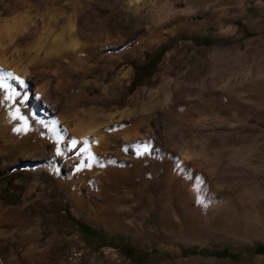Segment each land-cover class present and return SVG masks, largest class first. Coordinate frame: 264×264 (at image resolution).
Segmentation results:
<instances>
[{
    "label": "rangeland",
    "instance_id": "1",
    "mask_svg": "<svg viewBox=\"0 0 264 264\" xmlns=\"http://www.w3.org/2000/svg\"><path fill=\"white\" fill-rule=\"evenodd\" d=\"M75 1L0 0V27L9 25L7 19L16 27L36 24L37 35L53 27L47 46L57 34L68 38L70 19L86 25L100 11L111 24L118 17L120 25L118 44L99 54L85 44L70 81L47 72L31 84L25 102L20 96L17 102L29 111L46 92L50 105L41 106L48 117L66 120L74 135L68 140L80 135V118L86 132L104 128L111 148L104 155L96 149L91 160L79 139L62 157L52 138L46 149L38 139L29 152L17 153L8 149L12 122L3 125L0 202L8 214L0 213V264H264V252L256 251L264 243V0H151L153 24L151 2L141 0L147 5L141 6L142 26L135 27L126 12L131 0ZM166 1L174 7L160 8ZM163 13L168 19L159 25ZM148 31L155 32L151 46L125 44L131 34L143 38ZM22 42L17 63L27 62L34 35ZM111 61L118 64L105 76ZM199 70L217 75L215 85L187 94L185 86L198 83L192 77ZM118 75L122 84L113 102L103 91ZM193 100L204 105L201 111ZM181 106L188 108L187 121H176ZM138 116L143 120L136 139L131 131ZM121 143L128 144L126 150ZM133 143L141 147L137 155ZM158 147L211 176L237 204L239 217L222 208L205 222L178 203L165 205L156 172L140 171L158 157ZM72 181L81 195L73 192ZM139 181L152 184L151 190L142 194Z\"/></svg>",
    "mask_w": 264,
    "mask_h": 264
},
{
    "label": "bare ground",
    "instance_id": "2",
    "mask_svg": "<svg viewBox=\"0 0 264 264\" xmlns=\"http://www.w3.org/2000/svg\"><path fill=\"white\" fill-rule=\"evenodd\" d=\"M79 1L80 0L75 1V4L76 5L78 4V6L81 4ZM87 1H88L87 3L90 4L91 0H87ZM139 1L141 0H131L133 5L128 3L127 5L128 10H126V12H128L129 14H132L131 17L134 22V27L142 26V23H141L142 20H140L139 18L140 16H142L143 14L142 12L144 11L141 8V6L145 5L146 7L147 5L145 1H141V2ZM148 1L151 2V4L147 6V13L149 14L148 20L150 23L153 24V19L150 17L151 15L150 11L152 10L150 8L152 7L153 3L151 0H147V2ZM203 4H197V6L202 7ZM161 5L162 6H160V8L172 9L174 7V4H171L168 1L161 2ZM74 13H76L75 16H77V11ZM131 17H128L127 21ZM70 18L72 17L70 16ZM167 19H166L165 13H163V17L160 19V21H157V19H154V20L157 21V24L162 25L165 22H167L166 21ZM7 20L9 21L8 22L9 25L0 27V70H3L2 72H0V76H3V80L0 82H3L6 85H8L7 88L0 90V129L3 127L4 124H8L9 122H12L13 124V127H14L13 141L14 142L10 144V146H8L10 147L8 148L9 151L16 150L17 153L18 152L23 153L24 151L27 152L28 150L32 149L33 147L32 144H34V146L36 143L38 144L37 142L38 139L42 141L41 148L46 149L49 145H51V141L54 140L55 142L54 149H55V152L57 153L56 155H59V156L62 155V157H65V156H68L67 155L68 150H70L72 147V141L73 140L78 141L79 139H82L85 143L84 147H87L89 149V152H87V154L89 155L91 160L92 158H94L96 149H98V151L100 150L101 153L103 152L102 153L103 155L108 153V150L111 148V146L106 141L107 139H105L106 132L104 128H98L96 131L91 130L89 131L91 133L90 134L88 131L87 132L85 131L82 123L80 122L81 121L80 118L79 120L75 119L77 120L76 124L78 127L77 128L78 133L80 135L78 136L76 135L74 139L72 138L71 140H68L69 137L71 138L74 135L70 133L72 131L70 132L68 131L66 120L61 119L59 121V119L57 120L53 118L52 116L48 117L49 116L48 112L45 109H43L41 106L43 101H45L48 104V106L50 105L49 96L46 94V92L40 93L41 97L38 95V97L36 98L40 103L33 101V99L35 98H31L35 106L32 108L29 107V111H27V109L24 106H22L19 102H17V100L22 99L20 101L25 102L28 95H30L29 93L31 90V84L37 83L39 80L43 79L47 72L54 71L61 78L65 79L66 81H70L72 78V75H71L72 65L75 64L76 61L81 62L80 58L82 57L78 59L79 55L85 57V52L81 50L83 47H86L85 44L90 43V45L93 46L91 54H95L96 52L98 53L99 50H101V48L105 49L106 47H109L110 43L118 44L119 42L118 26H120L118 17L115 20L113 19L114 21L111 24L109 20L107 19V17H105L104 15L101 14L100 11H98L97 15L95 16V18L93 19L91 23L88 21V19L83 20L85 23L86 21H88L87 24L81 25L78 27L75 24V22L77 23L78 20L76 19L77 21L76 20L74 21L70 19L69 20L70 25L67 31L68 38H64L61 33L57 34L54 38H52L49 46L44 44L46 42L45 38L47 34L50 32V30L53 29V27H49L50 28L49 31L48 30L43 31L37 35V32L40 27L35 26L36 24L31 27H28V26L26 27L17 26L16 27L17 24L15 26H12L11 20L13 22V19H10V20L7 19ZM34 22L36 21L34 20ZM151 31H148L147 33H145V36L143 38H142V35L138 37H134L135 34H131L128 37L126 36L127 39H126L125 44H127V46H131V44L133 46H141V44L144 46H151L149 44L152 43L154 40L153 39L154 35L152 36V34L155 33ZM156 31H157L156 33H158L159 30L156 29ZM32 35H34V42L28 48L31 53H29L30 55L27 58V62L17 63V61L19 60L18 58L19 48L18 47H20L18 44L21 43L22 41L24 42L26 38ZM4 36H6V38H4ZM87 56L88 55H86V58ZM198 63L201 64V60H198ZM117 64L118 62L114 63L111 61V63L108 64V66L106 65L107 68H106L105 76L109 75L108 69L109 68L115 69ZM211 65L214 66V68L216 66L215 64H211ZM203 72H204L203 70L201 71L199 70L198 72H196V75L192 77V79L198 80L197 84L195 85L188 84L185 86L188 92L187 94L189 93L193 94L196 92L200 93V91L202 93V90L203 91L205 90L204 86L210 85V83L211 84L213 83L212 86L215 85V77L217 75L214 74L211 77H207L206 75L203 74ZM6 73H11L12 77L10 78L7 75H5ZM16 78L21 79L24 82V85L21 86ZM227 81L229 80L227 79ZM118 84H122L121 77H119V75L113 80L112 84L104 87L103 92L107 95L108 100L113 101V102H118V99H119L117 97L118 96L117 92H119ZM19 87H22V90H20ZM210 87H208V90ZM206 91H207V87H206ZM23 92H25L24 96H23ZM184 95H183V99H184ZM18 96H20L19 99H17ZM215 96L216 95H214V97ZM174 97H177L179 99L182 96L178 93H175ZM212 97L213 96L209 95L206 100L212 101L213 99ZM191 104L193 105V107H195V109H197V111L198 110L201 111V108H200L201 104L198 105L197 100H193ZM211 104H213V102ZM183 106H181V108H179L178 110L179 114L176 116V121H179V122L183 120L187 121L186 117L188 114L187 112L188 108L187 107L184 108L185 106L184 107ZM211 107L209 108L210 110H211ZM17 109H19V112H17ZM204 110H207V109H204ZM41 112L46 113V114L41 115L40 114ZM29 113L31 114L32 117L38 118L40 122L35 123L34 120H31ZM20 116L26 117L27 123H25V120L19 119ZM142 120H143L142 116L140 117L138 116L137 119L134 120L135 128H133L131 132H132V135L133 133L135 134L134 138L136 139L139 137L138 136V127H139L138 124ZM128 131H129L128 129L123 130V133H127ZM91 137L93 138L92 140L90 139ZM130 146L135 147L134 149L137 148L136 149V155H137L141 147L138 148L137 145L134 143ZM119 147L120 149L126 150V148L128 147V144L121 143ZM155 149H159L158 157L157 158L151 157L150 158L151 160L149 162L145 161L143 164V168L140 171H141V175L143 174L146 175L148 171H150V173L152 171L156 172V178H158V182L160 183V185L161 184L163 185L162 187L164 189L163 194L165 195L164 196L165 203H166L165 205L170 207L172 203L174 202L178 203L179 205L184 206L186 211H189L191 209V212H190L191 218L192 216H197L198 218L199 217L202 218L205 222H207L209 218L215 213H218L220 210L222 211V208H227L231 210V212L237 218L239 217L238 208L235 207V205L237 204L233 203L232 199L228 195H226L225 192L221 191V189L216 184V182L212 180L211 176L206 174L203 170L196 168L193 165V163L189 161L179 162V160L177 159H170L168 156L169 155L168 152L162 151L164 149L163 147H160V148L158 147ZM55 168L56 169L58 168L57 164H55ZM151 178L152 177L149 176L148 178H146V180L148 181ZM135 179L141 180L139 178H135ZM84 180H86V177L84 178ZM139 182H140V185L142 186V194H146L145 193L146 191L151 190L152 184H149V183L144 184L145 183L144 181L143 182L139 181ZM71 183H72L73 192L76 190L81 195L79 186H76V184L73 181ZM7 210L8 209L5 208L3 203L0 202V213L3 215L8 214Z\"/></svg>",
    "mask_w": 264,
    "mask_h": 264
},
{
    "label": "snow or ice",
    "instance_id": "3",
    "mask_svg": "<svg viewBox=\"0 0 264 264\" xmlns=\"http://www.w3.org/2000/svg\"><path fill=\"white\" fill-rule=\"evenodd\" d=\"M2 71H3V70H0V72H2ZM5 75H7V76L10 77V78L12 77V74H11V73H6ZM16 79L18 80V82H19V84H20L21 86L24 85V82H23L21 79H19V78H16ZM2 80H3V76H0V81H2ZM7 87H8V85H6V84L3 83V82H0V90H3V89H5V88H7ZM17 112H19V109H17ZM19 119L25 120V123H27V118H26V117L20 116ZM76 144H77V141L73 140V141H72V146L75 147ZM143 148H144V151H148V146H147L146 144L143 145Z\"/></svg>",
    "mask_w": 264,
    "mask_h": 264
},
{
    "label": "trees",
    "instance_id": "4",
    "mask_svg": "<svg viewBox=\"0 0 264 264\" xmlns=\"http://www.w3.org/2000/svg\"><path fill=\"white\" fill-rule=\"evenodd\" d=\"M93 230V228H89V230ZM257 252H264V243H262L257 249H256Z\"/></svg>",
    "mask_w": 264,
    "mask_h": 264
}]
</instances>
